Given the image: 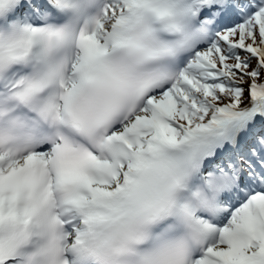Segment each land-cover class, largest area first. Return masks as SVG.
Here are the masks:
<instances>
[{
    "label": "snow or ice",
    "instance_id": "1",
    "mask_svg": "<svg viewBox=\"0 0 264 264\" xmlns=\"http://www.w3.org/2000/svg\"><path fill=\"white\" fill-rule=\"evenodd\" d=\"M0 264H264V0H0Z\"/></svg>",
    "mask_w": 264,
    "mask_h": 264
}]
</instances>
